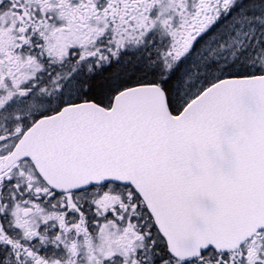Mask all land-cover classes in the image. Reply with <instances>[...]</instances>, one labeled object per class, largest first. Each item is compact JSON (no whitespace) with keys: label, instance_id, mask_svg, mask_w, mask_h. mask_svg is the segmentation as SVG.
Here are the masks:
<instances>
[{"label":"snow or ice","instance_id":"1","mask_svg":"<svg viewBox=\"0 0 264 264\" xmlns=\"http://www.w3.org/2000/svg\"><path fill=\"white\" fill-rule=\"evenodd\" d=\"M0 264H264V0H0Z\"/></svg>","mask_w":264,"mask_h":264}]
</instances>
